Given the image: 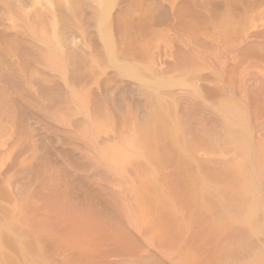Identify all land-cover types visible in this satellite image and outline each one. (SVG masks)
Returning a JSON list of instances; mask_svg holds the SVG:
<instances>
[{
	"label": "bare ground",
	"instance_id": "1",
	"mask_svg": "<svg viewBox=\"0 0 264 264\" xmlns=\"http://www.w3.org/2000/svg\"><path fill=\"white\" fill-rule=\"evenodd\" d=\"M0 264H264V0H0Z\"/></svg>",
	"mask_w": 264,
	"mask_h": 264
}]
</instances>
